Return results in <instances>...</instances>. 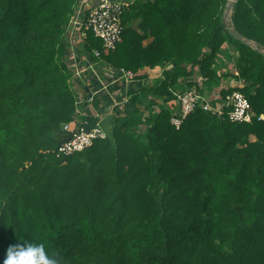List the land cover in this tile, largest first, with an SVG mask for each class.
I'll use <instances>...</instances> for the list:
<instances>
[{"label":"trees","instance_id":"obj_1","mask_svg":"<svg viewBox=\"0 0 264 264\" xmlns=\"http://www.w3.org/2000/svg\"><path fill=\"white\" fill-rule=\"evenodd\" d=\"M77 1L0 0V264L25 241L59 264H264V0L233 5L230 26L251 46L224 30L227 0H136L107 53L87 33L88 54L162 80L129 93L105 140L58 159L75 113L65 31ZM225 46L259 120L197 111L175 130L170 90L195 68L218 86Z\"/></svg>","mask_w":264,"mask_h":264},{"label":"built area","instance_id":"obj_2","mask_svg":"<svg viewBox=\"0 0 264 264\" xmlns=\"http://www.w3.org/2000/svg\"><path fill=\"white\" fill-rule=\"evenodd\" d=\"M135 1L78 0L65 31L73 63L77 62L76 55L82 52L89 32L101 42L103 53L112 51L121 42L124 31L123 13ZM89 56L94 58L93 65L79 68L74 64L71 70L69 83L74 92L75 113L70 122L61 125V131L68 138L55 150V157L58 159L82 153L92 147L95 141L105 140L107 137L105 120L115 109H123L130 99V92L137 93L143 87L141 81L136 79L137 74L130 71L111 68V72L104 74L102 68L106 64L99 59V51L92 50ZM87 73L92 74L98 83V88L93 92H86L85 84H82L83 75ZM103 74L111 81L108 82ZM234 74V79L212 88L206 85V78L197 71V68L190 78L177 81L170 90L172 99L164 104L170 115L171 126L179 130L184 120L197 111L218 117L224 115L233 124L251 123L254 118L259 120L245 95L239 90H234L242 85L239 78L236 79L238 72ZM154 78L162 79V75L158 74ZM114 84L123 87L124 92L119 97L107 94L108 88ZM96 97L100 99L97 107L94 105ZM89 117L93 123H90Z\"/></svg>","mask_w":264,"mask_h":264},{"label":"rangeland","instance_id":"obj_3","mask_svg":"<svg viewBox=\"0 0 264 264\" xmlns=\"http://www.w3.org/2000/svg\"><path fill=\"white\" fill-rule=\"evenodd\" d=\"M229 23H230V19H229ZM136 26H137V22H135L133 24V27H136ZM236 59H237V51L234 47H231V46H225L223 48L222 52L218 55V57L216 58V61H215V66H214L215 69H217V71H218L217 74L219 76H221V79L218 82V86L221 85V83H224L230 79L231 80L234 79V77H235L234 73L238 72V64H237ZM158 74L162 75V73L160 71H157V70H150L149 73L148 72L144 73V75H146L148 77L146 78L147 80L145 79L146 81L142 82V85L143 86H145V85L146 86H152V85L159 83V81H161L162 79L154 78ZM207 84H208V81L206 82V85ZM127 106L128 105H124L122 107L123 108L122 110H119L118 108L115 109L113 114L111 113L112 115L109 116V118L107 120H105V125H106L105 127L107 128V130H110L113 127V125H114L113 122H114V119H116V117L128 115V112H130V108L127 109ZM162 106H163V104H161V102L158 101V103L152 109L154 110L155 113H158V111L160 110V108ZM58 134H59V132L56 133V135H55V137L57 139H59Z\"/></svg>","mask_w":264,"mask_h":264},{"label":"clouds","instance_id":"obj_4","mask_svg":"<svg viewBox=\"0 0 264 264\" xmlns=\"http://www.w3.org/2000/svg\"><path fill=\"white\" fill-rule=\"evenodd\" d=\"M3 264H59L50 256L43 244L25 241L22 245L9 246Z\"/></svg>","mask_w":264,"mask_h":264},{"label":"crops","instance_id":"obj_5","mask_svg":"<svg viewBox=\"0 0 264 264\" xmlns=\"http://www.w3.org/2000/svg\"><path fill=\"white\" fill-rule=\"evenodd\" d=\"M65 47H66V57H67L66 58V62L71 67V70L73 69L74 64H77V67H79V68L84 67L85 65L86 66L87 65H89V66L90 65H93V63H94L93 62V59L89 56V54L84 49L82 50L81 53H79L78 55H76L75 60L77 62L76 63H73V60H72V56H71V53H70L69 44H68V40L67 39L65 41ZM107 66L104 65V67L102 68V72L104 74H107L108 72H111V67L110 66L107 67ZM150 70L151 69H149V68H143L139 73L140 74H144V73H147V72L149 73ZM104 77H105L106 80H109L108 82L111 81L110 78L107 75H104ZM137 81H139V80H137ZM142 82H143V80L141 81V83ZM82 84L83 85L85 84L84 88H85V90L87 89V92L88 91L89 92H93L95 89L98 88L97 80L92 77V74H89V73L83 75V82H82ZM108 92H107L108 95L111 93V95H113V97H119V95L120 94H123L124 91H123V87L122 86H120L119 84H114V85H112V86H110L108 88Z\"/></svg>","mask_w":264,"mask_h":264},{"label":"water","instance_id":"obj_6","mask_svg":"<svg viewBox=\"0 0 264 264\" xmlns=\"http://www.w3.org/2000/svg\"><path fill=\"white\" fill-rule=\"evenodd\" d=\"M236 2V0H227L226 7L223 13V22L225 23L224 30L229 34L230 37H232L235 41L240 42L244 46H251L252 43L248 41L243 35L236 32L229 23V19L232 13L233 5ZM260 54L264 55L263 51H259ZM171 66L167 67V70H170ZM87 92V89L85 90ZM60 146V143L57 145V147Z\"/></svg>","mask_w":264,"mask_h":264}]
</instances>
